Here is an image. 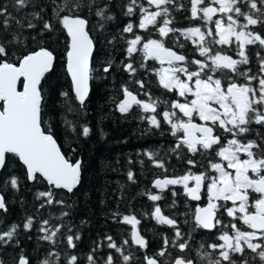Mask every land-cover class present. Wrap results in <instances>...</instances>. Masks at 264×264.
<instances>
[{
	"label": "snow or ice",
	"instance_id": "snow-or-ice-1",
	"mask_svg": "<svg viewBox=\"0 0 264 264\" xmlns=\"http://www.w3.org/2000/svg\"><path fill=\"white\" fill-rule=\"evenodd\" d=\"M32 0H14L13 7L25 8ZM112 0H63L56 4L53 17L63 29L68 38L65 49L67 73L71 77L72 90L75 100L83 107L89 95V81L93 72V53L95 42L89 28L88 19L80 13L87 8L90 13L98 17L97 27L103 29L104 23L113 19L108 14ZM188 12L191 20L200 21L202 26L178 29L173 26V10H182L183 4L176 0H146V6L140 0H127L124 15L135 16L139 11V22L134 25L127 23L123 33L131 34L126 39V59L123 70L130 76H135L137 68L133 57L139 53L142 57L140 67H145L148 60H155L162 67L156 75L158 82L164 89L175 91L185 102L173 101L171 110H165L163 121L170 126L171 134L177 137L178 143L172 151L186 148L193 156L196 154L211 155L217 159H209L208 169L200 173L191 170L175 178H157L153 187L163 192L168 186H181L184 194L191 200L199 201L202 192L206 191L208 202L206 207L197 206L194 214L196 228L212 231L222 224L217 213L221 209L233 222L224 225L221 234L217 237L219 243L207 245L210 251L205 252V245L201 244L197 253L207 264H264V136L259 141L255 139L242 140L241 137L252 131V125L264 127V55L256 53L258 71L253 74L250 68L241 71V65H248L250 57L247 46L256 45L264 49V36L252 30L255 26L264 25V0H189ZM35 6V5H34ZM243 6V7H242ZM247 8V11L244 9ZM94 9V12H93ZM40 11L31 13V18L15 19L8 10L7 4L0 3V170L6 165L18 161L25 169L26 179L29 182L40 183L44 181L49 190L37 192V199L44 198L51 205L54 202V189H63L73 192L81 180V162H73L62 151L57 143L51 127H45L44 100L45 94L42 86L47 73L54 68L55 53L42 42L40 46L19 53L20 47L27 48L22 37L21 29H36L33 21H42V30L46 32L57 31L56 25L42 16ZM214 17H216L214 19ZM243 22H241V19ZM15 19L18 31L10 32L11 22ZM214 26V27H210ZM149 32L152 29L158 33L159 39L145 37L138 34ZM179 32L185 39H190L197 49L200 57L193 59L191 64L196 70L189 71L187 58L178 54L172 48L166 47L164 39L169 34ZM43 34V32H41ZM211 37L212 39H208ZM123 38V37H122ZM35 41V37H32ZM111 43V41H109ZM178 43V41H177ZM212 45H235L236 55L239 59L213 51ZM181 48L182 44L179 45ZM11 57V58H10ZM183 65V66H182ZM112 70V63L107 62L102 67L104 73ZM227 71L234 77H243V84L229 78L225 85L221 78H215L216 72ZM183 74L186 79H181ZM255 82V85L253 84ZM141 88L142 81H136ZM123 99L117 103L121 114H127L133 106H138L144 113H156L157 101L148 96V101L138 99L137 95L127 86L122 87ZM61 95L67 100L68 92ZM144 95H148L145 93ZM188 97H192L190 100ZM69 112L74 111L68 105ZM182 113L179 116L177 111ZM184 117L187 119L185 120ZM198 117L203 123H195ZM144 119V117H141ZM152 127L160 128L161 121L157 115L148 117ZM66 125L72 121L65 118ZM72 131L75 127L72 126ZM222 130L227 136L219 133ZM90 129L82 126V134L87 137ZM182 134V135H181ZM231 137V138H229ZM74 151V150H73ZM156 167L164 169L162 161L155 160L153 153H145ZM143 163V162H141ZM195 168L196 161L187 160ZM128 180L135 182L133 172H128ZM194 182V183H193ZM192 183V186H190ZM5 186L10 184L12 189L19 191L20 180L16 175L4 181ZM255 194V195H253ZM148 199L156 202L163 197L159 194L146 193ZM176 196L175 191L172 192ZM222 202V203H221ZM230 202L231 206H228ZM63 204V201H56ZM175 201H173V205ZM44 205L42 204L41 207ZM0 210L7 211L5 197L0 194ZM67 215V213H63ZM119 216V213H114ZM157 223L166 225L174 230V237L163 238L160 250L153 256L145 255V264H162L157 257H170L169 247L175 248L179 253L171 259L170 264H194L186 254L191 251L189 236L180 230L177 221L163 214L159 205L154 207L152 213ZM122 223L131 226V243L140 249L148 248V241L140 234L138 225L140 220L135 215H124ZM242 224L243 229L238 226ZM48 221H43L40 231L44 233L41 239L56 244V237L61 228L47 227ZM33 226V219L28 217L23 224L26 231ZM18 225L13 224L8 231L0 232V247L12 243L17 233ZM71 233V228L68 229ZM78 234L66 235L69 248H75ZM107 247L119 253L123 264H130L131 253L125 254L124 246L129 244L125 239L122 245H117L111 236H107ZM17 246L19 241H16ZM101 245H97V248ZM97 249H93V253ZM250 253L251 255H249ZM215 254V255H213ZM239 259H234V257ZM88 264H97L94 254L87 257ZM60 254L50 251L41 264H59ZM76 255L67 256V264H77ZM0 264L7 262L0 258ZM13 264H30L29 258L21 252L18 259L13 258ZM104 264H115V259L109 253Z\"/></svg>",
	"mask_w": 264,
	"mask_h": 264
},
{
	"label": "trees",
	"instance_id": "trees-1",
	"mask_svg": "<svg viewBox=\"0 0 264 264\" xmlns=\"http://www.w3.org/2000/svg\"><path fill=\"white\" fill-rule=\"evenodd\" d=\"M13 2L14 0H0V3L7 4L9 12L15 19L23 21L25 17L31 18V13L43 8L44 11L41 14L44 19L56 25L57 31L51 33L42 30V21H33L37 24L36 29L19 30L22 32V39L27 37L25 41L27 48L20 47L18 51L23 54L27 50L40 46L37 42H42L44 47L55 53L54 71L42 82L45 94L44 120L46 123L44 126L51 127L54 137L67 157L73 162L78 160L82 163V173L80 183L73 193L54 189V202L49 205L44 198L37 199L36 197L37 192L49 190L46 182H29L26 179L25 169L18 161L6 165L0 177V193L5 197L7 211L0 213V232L8 231L13 224L19 227L12 243L0 247V258H3L7 264H13V258L18 259L19 254L23 252L29 258L30 264H41L49 252L54 251L60 254L59 264H67L68 255H76L77 264H88L87 257L91 253L94 254L97 264H104L107 255L111 253L115 264H123L120 254L107 247L106 237L111 236L117 245H122L125 239L129 240V244L124 246V252L125 254L131 253L130 264H145V255H155L160 250L165 236L169 239L174 237V230L171 227L157 223L152 216L154 207L159 205L164 215L177 221L185 238L191 237V251L186 253L189 258L194 264H207L206 259L197 254L201 244L205 245V252L210 251L207 245L219 243L217 237L221 234L224 225L233 222L232 218L221 209L217 214L222 224L217 226L213 233L196 228L194 214L198 204L190 201L189 197L184 194L183 188L178 185L171 186L160 192L153 188V183L157 178H175L189 170L198 174L208 169L209 159L218 160V158L214 156V153L211 155L198 153L193 156L183 147L172 151L178 139L171 134L170 126L159 114L165 110H171L170 106L173 101L183 103L185 98L180 97L175 91L170 92L160 86L156 72L161 68L157 61L148 60L145 67L141 68L142 57L137 53L133 57L134 66L137 68L135 76H130L123 70L122 65L127 62L125 41L131 38V34L123 33V28L129 22L134 25L138 24L139 11L137 10L135 16L128 17L124 15L122 7L127 0H112L108 14L113 19L103 22V29L97 27L98 17L90 13L87 8L81 11L80 14L89 21V28L92 29L90 34L96 45L92 63L94 69L92 93L86 104L81 107L75 100L71 80L66 70L67 34L53 17L56 4L62 3L63 0H32V3L25 8L13 7ZM140 2L146 6V0H140ZM176 3L183 4V9L173 10L174 27L186 29L202 26L200 21L188 18L190 16L189 0H176ZM244 10L247 11V8ZM15 19L11 22L10 32L18 31ZM240 19L243 22L242 18ZM202 30H205L203 26ZM252 30L264 36V25L255 26ZM135 31L145 37L160 38L158 33L152 29H149V32H141L136 28ZM32 37L36 38L35 41ZM164 43L177 53L188 56L189 61L204 59L199 56L192 41L185 39L179 32L170 33L164 39ZM180 44L183 45L182 48ZM212 48L214 52L220 51L234 59H239L235 45L232 47L212 45ZM247 52L250 63L241 65V71L250 68L255 74L258 71L256 53L260 52L264 55V49L259 44L249 45ZM107 62L112 63V70L104 73L102 67ZM178 75L181 79H186L185 75ZM215 78H221L225 85L229 78L235 79L240 84L246 82L243 77H234L227 71L216 72ZM138 80L144 83L143 88L136 83ZM253 84L255 85V82ZM123 86H127L141 100L148 101V96H151L152 100L157 101L158 104L156 113H144L138 106H134L127 114H121L117 109V103L123 99ZM62 92H68L67 100L61 95ZM145 93L148 95H144ZM188 99L190 100L191 97ZM69 104L74 111L67 110ZM175 111L179 116H183L179 110ZM151 115H157L161 121L160 128L149 124L148 117ZM65 118L72 121V125H66ZM184 119L187 118L184 117ZM72 126L75 127V131L71 130ZM82 126L90 129L87 137L82 134ZM257 133L261 134L264 131ZM218 134H221L220 130ZM255 140L259 141L257 138ZM145 153L156 154L155 160L162 161L167 171L156 167L153 160H150ZM189 159L197 162L195 168L187 163ZM129 171L133 172L135 182L128 180ZM12 175L19 177V191L12 189L10 184L7 186L4 184V181ZM173 191L177 193L176 196L172 195ZM149 192L159 194L163 198L153 202L146 195ZM56 201H63V204L56 203ZM173 201H175L174 205ZM207 202V194L204 192L199 204L206 206ZM42 204L43 207H41ZM228 206H231L230 202ZM114 213H119V216H114ZM124 215H135L140 220L137 227L140 234L148 241L147 249H140L131 243L132 228L121 222ZM28 217L33 219L30 231L23 228ZM45 220L48 221L47 227L61 228L55 238V245L41 239L44 233L40 231V227ZM238 226L242 229L245 227L242 224ZM69 228H71V233L68 231ZM68 234L79 235L80 239L75 241V248L68 247L66 241ZM16 241H19L18 246ZM97 245L101 247L97 248ZM93 249L97 250L93 253ZM168 251L171 253L170 257H157L162 264H170L175 256L185 255L171 247ZM234 259H239V257H234Z\"/></svg>",
	"mask_w": 264,
	"mask_h": 264
},
{
	"label": "flooded vegetation",
	"instance_id": "flooded-vegetation-1",
	"mask_svg": "<svg viewBox=\"0 0 264 264\" xmlns=\"http://www.w3.org/2000/svg\"><path fill=\"white\" fill-rule=\"evenodd\" d=\"M166 47H169V48H171L170 46H166ZM179 54V53H178ZM188 57V56H187ZM186 57V58H187ZM158 63V65H159V67L160 68H162V67H164L165 65H160L159 64V62H157ZM183 66V65H182ZM187 67H188V69H189V71H193V70H196V65H194V64H191L190 63V61L188 60V58H187ZM192 98V97H191ZM195 118V117H194ZM193 122H195V123H203L202 121H199V119H198V117H196V120L195 121H193ZM254 127H257V128H254ZM251 128H252V131H250L249 133H247V134H245V136H242L241 137V139L242 140H247V139H260V136H264V133H261L260 134V136H258L256 133L257 132H260V131H264V127H261L260 125H252L251 126ZM257 129H260V130H257ZM262 129V130H261ZM255 130H257V131H255ZM220 133H221V135H224V136H227V134H225V133H223L222 132V130H220ZM229 138H231V137H229ZM194 183V182H193ZM190 186H192V183H190ZM206 192V191H205ZM202 193H204V192H202Z\"/></svg>",
	"mask_w": 264,
	"mask_h": 264
},
{
	"label": "water",
	"instance_id": "water-1",
	"mask_svg": "<svg viewBox=\"0 0 264 264\" xmlns=\"http://www.w3.org/2000/svg\"><path fill=\"white\" fill-rule=\"evenodd\" d=\"M91 35V34H90ZM95 42V41H94ZM95 51H96V45H95V50H94V53H93V58H94V54H95ZM92 63H93V61H92ZM55 65H56V60H55V62H54V68H55ZM54 68H53V70L51 71V72H49V73H47L46 74V76H48L49 74H51L53 71H54ZM66 70H67V68H66ZM69 75V74H68ZM45 76V77H46ZM69 78H70V80H71V77L69 76ZM43 82V81H42ZM71 85H72V82H71ZM73 91V90H72ZM91 93H92V79L89 81V95H88V98H87V100H86V102L88 101V99H89V97H90V95H91ZM73 94H74V92H73ZM138 97V96H137ZM124 98V97H123ZM139 99V98H138ZM78 102V101H77ZM86 102H85V104H86ZM135 106V105H134ZM133 106V107H134ZM58 143V142H57ZM81 165H82V163H81ZM2 172H3V170H0V177H1V174H2ZM82 173V172H81ZM78 186V185H77ZM168 187H171V186H168ZM77 188V187H76ZM75 188V189H76ZM154 188V187H153ZM75 189L73 190V192L75 191ZM154 189H156V188H154ZM57 190H63V189H57ZM158 190V189H157ZM63 191H66V190H63ZM67 192V191H66ZM73 192H71V193H73ZM1 194V193H0ZM190 199V198H189ZM190 201H192V202H194V203H197L198 204V206L199 207H206V206H201L199 203L201 202V199L199 200V201H196V200H191L190 199ZM3 210H0V213L2 212ZM218 215V214H217ZM204 231H207V232H211V233H213L216 229H214V230H212V231H208V230H206V229H203Z\"/></svg>",
	"mask_w": 264,
	"mask_h": 264
},
{
	"label": "rangeland",
	"instance_id": "rangeland-1",
	"mask_svg": "<svg viewBox=\"0 0 264 264\" xmlns=\"http://www.w3.org/2000/svg\"><path fill=\"white\" fill-rule=\"evenodd\" d=\"M164 67H167V65L165 64V66Z\"/></svg>",
	"mask_w": 264,
	"mask_h": 264
}]
</instances>
